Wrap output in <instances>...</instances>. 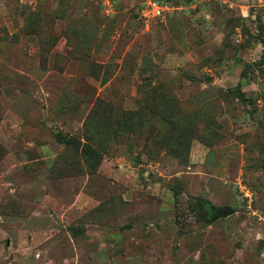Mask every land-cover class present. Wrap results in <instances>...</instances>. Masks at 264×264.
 Segmentation results:
<instances>
[{"label":"rangeland","instance_id":"374dc122","mask_svg":"<svg viewBox=\"0 0 264 264\" xmlns=\"http://www.w3.org/2000/svg\"><path fill=\"white\" fill-rule=\"evenodd\" d=\"M0 264H264V0H0Z\"/></svg>","mask_w":264,"mask_h":264},{"label":"water","instance_id":"95a60500","mask_svg":"<svg viewBox=\"0 0 264 264\" xmlns=\"http://www.w3.org/2000/svg\"><path fill=\"white\" fill-rule=\"evenodd\" d=\"M232 212H233V210L231 208H228V207L221 208L219 210L213 209V210H211L210 221L215 222L219 219H224L227 216H229Z\"/></svg>","mask_w":264,"mask_h":264},{"label":"trees","instance_id":"16d2710c","mask_svg":"<svg viewBox=\"0 0 264 264\" xmlns=\"http://www.w3.org/2000/svg\"><path fill=\"white\" fill-rule=\"evenodd\" d=\"M82 152L85 156L92 158V160L94 161H97L99 159V154L95 150L89 148L87 145L83 146ZM89 167L93 169L95 167V164H89Z\"/></svg>","mask_w":264,"mask_h":264},{"label":"built area","instance_id":"2783aa9c","mask_svg":"<svg viewBox=\"0 0 264 264\" xmlns=\"http://www.w3.org/2000/svg\"><path fill=\"white\" fill-rule=\"evenodd\" d=\"M151 9H153L156 14H159L160 13V10L156 6V3L155 2H151Z\"/></svg>","mask_w":264,"mask_h":264}]
</instances>
